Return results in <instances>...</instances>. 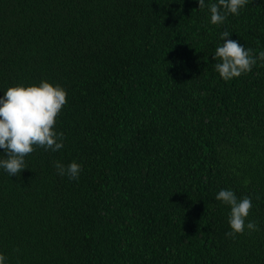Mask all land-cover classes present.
<instances>
[{
    "label": "trees",
    "instance_id": "trees-1",
    "mask_svg": "<svg viewBox=\"0 0 264 264\" xmlns=\"http://www.w3.org/2000/svg\"><path fill=\"white\" fill-rule=\"evenodd\" d=\"M225 30L264 50V0L218 25L196 0H0V92H67L64 147L0 171L8 264H264V64L222 80ZM221 188L251 198L257 230L225 235Z\"/></svg>",
    "mask_w": 264,
    "mask_h": 264
},
{
    "label": "clouds",
    "instance_id": "clouds-1",
    "mask_svg": "<svg viewBox=\"0 0 264 264\" xmlns=\"http://www.w3.org/2000/svg\"><path fill=\"white\" fill-rule=\"evenodd\" d=\"M198 9H206L209 23L223 24L228 14L237 15L248 0H196ZM222 43L212 55L214 70L224 81H229L251 71L257 61L264 64V50L253 55V50L238 41L225 39L230 33H220ZM0 171L9 177L27 168L25 156L34 148L43 147L53 152L64 147L63 133L54 128L56 117L66 104V90L59 84L41 80L38 84H16L0 92ZM56 172L70 180L80 174V165L69 162L64 165L54 161ZM215 199L229 207L226 236H234L245 230L255 231L257 225L246 217L252 207L249 196L238 198L230 188H221ZM0 264H8V258L0 253Z\"/></svg>",
    "mask_w": 264,
    "mask_h": 264
}]
</instances>
